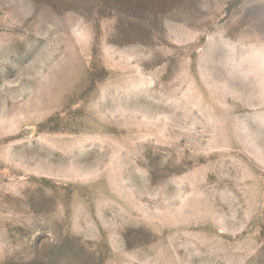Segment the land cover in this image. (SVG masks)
Returning <instances> with one entry per match:
<instances>
[{
  "label": "rangeland",
  "instance_id": "rangeland-1",
  "mask_svg": "<svg viewBox=\"0 0 264 264\" xmlns=\"http://www.w3.org/2000/svg\"><path fill=\"white\" fill-rule=\"evenodd\" d=\"M0 264H264V0H0Z\"/></svg>",
  "mask_w": 264,
  "mask_h": 264
}]
</instances>
